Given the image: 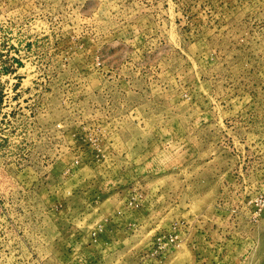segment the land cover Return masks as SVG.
<instances>
[{
  "label": "rangeland",
  "instance_id": "1",
  "mask_svg": "<svg viewBox=\"0 0 264 264\" xmlns=\"http://www.w3.org/2000/svg\"><path fill=\"white\" fill-rule=\"evenodd\" d=\"M0 264H264V0H0Z\"/></svg>",
  "mask_w": 264,
  "mask_h": 264
},
{
  "label": "trees",
  "instance_id": "2",
  "mask_svg": "<svg viewBox=\"0 0 264 264\" xmlns=\"http://www.w3.org/2000/svg\"><path fill=\"white\" fill-rule=\"evenodd\" d=\"M0 57H1V54H0Z\"/></svg>",
  "mask_w": 264,
  "mask_h": 264
}]
</instances>
